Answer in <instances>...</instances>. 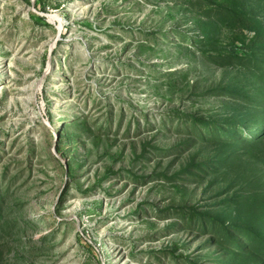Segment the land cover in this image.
<instances>
[{
	"label": "rangeland",
	"instance_id": "rangeland-1",
	"mask_svg": "<svg viewBox=\"0 0 264 264\" xmlns=\"http://www.w3.org/2000/svg\"><path fill=\"white\" fill-rule=\"evenodd\" d=\"M0 264H264V0H0Z\"/></svg>",
	"mask_w": 264,
	"mask_h": 264
}]
</instances>
